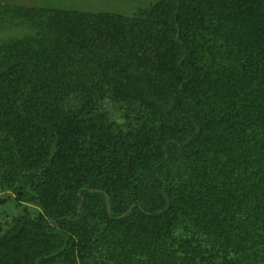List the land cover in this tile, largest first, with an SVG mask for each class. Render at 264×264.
<instances>
[{
	"label": "rangeland",
	"instance_id": "obj_1",
	"mask_svg": "<svg viewBox=\"0 0 264 264\" xmlns=\"http://www.w3.org/2000/svg\"><path fill=\"white\" fill-rule=\"evenodd\" d=\"M172 2L0 0V45L38 29L39 24L18 16L16 8L84 14L88 21L98 16L108 24L113 23L110 16H117L138 32L163 34ZM186 5L184 37L191 46L187 64L196 69L191 92L198 100L203 128L187 154L175 150V165L166 169L171 176L178 168L176 186L182 204L164 220L173 226L177 223L180 236L156 242L157 229L164 221L158 226L139 218L112 221L100 201L90 197L87 205L92 208L73 232L76 244L69 259L74 263L151 264L163 253L183 260L195 257L194 263L178 259L176 264H264V0H188ZM162 44L158 59L149 45L136 46L134 62L125 69L136 64V75H144L162 64L166 71L173 70L163 81L165 89L182 77L173 66L181 50L165 40ZM107 88L98 91L95 101L103 151L101 177L117 194L113 195L114 208H125L118 200L120 192L132 194L134 190L135 183L128 185L125 177L138 179L141 192L156 201L148 163L160 156L158 142L171 133V125L185 124V106L179 104L166 117L140 91L115 93ZM14 126L17 129L11 130L0 124V238L8 242L2 246L0 264H18L23 258L34 264L36 256L61 243L58 236L43 231L44 222L60 211L73 210L65 208V202L75 198L93 169L80 164L99 158H59L68 165L67 172L60 175L57 185L49 181L50 186L41 191L27 179L30 171L16 164L37 158H21L26 142L19 124ZM55 169L56 165L50 174H58ZM173 248L175 252L168 253Z\"/></svg>",
	"mask_w": 264,
	"mask_h": 264
},
{
	"label": "trees",
	"instance_id": "obj_2",
	"mask_svg": "<svg viewBox=\"0 0 264 264\" xmlns=\"http://www.w3.org/2000/svg\"><path fill=\"white\" fill-rule=\"evenodd\" d=\"M187 3L188 0H173L168 12L169 24L163 34L154 30L138 32L128 20L117 16H110L113 23L108 24L106 20L99 21L98 16H92L93 21H88L84 14L60 10L15 9L18 16L39 24L33 35L0 45V124L11 130L17 129L14 125L19 124L26 142L21 158H37L30 163L16 162L18 168L26 169V173L30 171L26 174L27 179L36 189L43 191L50 186L49 181L56 184L68 170L64 159L59 158H99L81 162V168L93 169L76 190L75 198L66 200L67 203L64 200L65 208L73 210L60 211L44 222L43 231L47 235L58 236L61 243L36 256L34 264H77L69 259L76 244L73 232L75 225L92 208L91 204L87 205L90 197L100 201V206L112 221L139 218L157 226L164 221L157 229L159 237L156 242L180 236L175 230L177 223L175 227L164 220L171 217L174 209L177 212L182 204L176 186L178 168H174L171 176L166 169L171 164L175 165V150L187 154V147L203 128L198 100L191 92L196 69L187 64L191 54L190 42L184 37ZM164 40L181 50L173 66L182 73V77L171 88L162 89L163 81L173 70L166 71L162 64H158L159 67L149 68L144 75H136V64L129 70L125 67L133 64L136 46L149 45L154 58L158 59ZM104 86L108 91L114 89L115 93L140 91L166 117L171 116L179 104L185 106V124L171 125V133L158 142L160 156L151 158L148 163L150 185L156 201L141 192L143 185L138 179L125 177L128 185L135 183L134 190L132 194L120 192L118 200L125 208H114V196L117 194L106 187V180L101 177L104 170L100 166L103 151L98 132L100 114L95 99ZM83 124L86 126L82 127ZM55 165L58 174H50ZM189 207H186V212L190 211ZM6 239L0 238V252L8 243ZM171 252H175L174 248L168 251ZM176 252H179L178 248ZM171 257L160 253L151 264H176L174 261L178 259L195 262V257L184 260L179 256ZM170 259L173 262H169ZM28 261L23 258L18 264H27Z\"/></svg>",
	"mask_w": 264,
	"mask_h": 264
}]
</instances>
